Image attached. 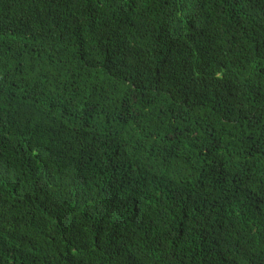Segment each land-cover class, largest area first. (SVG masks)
<instances>
[{
	"label": "trees",
	"instance_id": "16d2710c",
	"mask_svg": "<svg viewBox=\"0 0 264 264\" xmlns=\"http://www.w3.org/2000/svg\"><path fill=\"white\" fill-rule=\"evenodd\" d=\"M0 264H264V0H0Z\"/></svg>",
	"mask_w": 264,
	"mask_h": 264
}]
</instances>
